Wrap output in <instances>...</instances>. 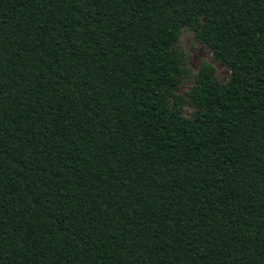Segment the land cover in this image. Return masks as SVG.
<instances>
[{"label":"trees","instance_id":"1","mask_svg":"<svg viewBox=\"0 0 264 264\" xmlns=\"http://www.w3.org/2000/svg\"><path fill=\"white\" fill-rule=\"evenodd\" d=\"M0 264H264V0H0Z\"/></svg>","mask_w":264,"mask_h":264},{"label":"rangeland","instance_id":"2","mask_svg":"<svg viewBox=\"0 0 264 264\" xmlns=\"http://www.w3.org/2000/svg\"><path fill=\"white\" fill-rule=\"evenodd\" d=\"M175 50L182 57L181 79L177 89L169 96L168 102L171 106L175 97H181L184 102L181 106V113L184 118L191 120L199 110L189 101L188 94L197 85V74L202 64L213 68V78L220 85L227 83L230 71L216 61L209 49L187 28L180 30Z\"/></svg>","mask_w":264,"mask_h":264}]
</instances>
